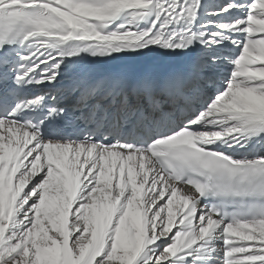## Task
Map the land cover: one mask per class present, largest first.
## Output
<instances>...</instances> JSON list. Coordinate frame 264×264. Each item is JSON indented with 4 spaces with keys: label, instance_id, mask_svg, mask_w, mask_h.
Listing matches in <instances>:
<instances>
[{
    "label": "snow or ice",
    "instance_id": "snow-or-ice-1",
    "mask_svg": "<svg viewBox=\"0 0 264 264\" xmlns=\"http://www.w3.org/2000/svg\"><path fill=\"white\" fill-rule=\"evenodd\" d=\"M257 145L264 0H0V264H264Z\"/></svg>",
    "mask_w": 264,
    "mask_h": 264
},
{
    "label": "bare ground",
    "instance_id": "bare-ground-1",
    "mask_svg": "<svg viewBox=\"0 0 264 264\" xmlns=\"http://www.w3.org/2000/svg\"><path fill=\"white\" fill-rule=\"evenodd\" d=\"M205 3L219 4L223 3V0H205ZM229 50L231 51L232 49ZM119 63L123 64V70L129 79H135L137 77V72L140 69L145 68H154L163 73H172L182 67L186 73H190L187 57L182 54L178 55L171 52H165L158 48H154L152 51H144L137 55L124 56L119 61L110 62L109 64L112 65ZM225 72L226 69L221 68L218 72L213 73V78H217L222 82ZM201 83H203L202 80L193 76L189 84V90H195L198 86L203 88ZM256 151H264V145H257Z\"/></svg>",
    "mask_w": 264,
    "mask_h": 264
}]
</instances>
